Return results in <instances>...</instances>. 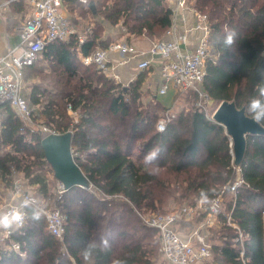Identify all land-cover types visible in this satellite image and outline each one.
<instances>
[{"label":"trees","instance_id":"obj_1","mask_svg":"<svg viewBox=\"0 0 264 264\" xmlns=\"http://www.w3.org/2000/svg\"><path fill=\"white\" fill-rule=\"evenodd\" d=\"M94 2L95 11L80 0H64L72 24L87 19L96 23L67 40L48 41L34 62L25 66L27 95L23 90L33 107L34 122L57 133L72 132L74 157L88 185H74L57 196L53 189L58 179L50 176L53 168L41 145V128L26 124L9 102L1 104L0 205L22 177L41 199L59 207L66 220L63 236L57 238L49 232L43 214L38 222L30 218L36 208L31 205L23 227L1 244L0 264H86L81 249L102 237L109 249L99 251L88 264H155L151 255L160 250L158 229L148 225L142 214L168 213L186 202L197 204L202 190L208 193L206 207L215 196L231 195L218 215L220 242L214 243L205 264H243V248L249 264H264V135L249 136L238 168L225 126L195 105L197 92L178 91L176 101L183 95L195 102L172 116L171 107L163 105L155 92L146 104L143 101L149 68L124 84L106 76L96 63H85L82 56L108 48L113 41L103 35L105 22L157 41L165 38L173 21L166 0ZM190 2L208 16L203 89L217 106L228 100L246 107L254 86L264 80V0ZM233 29L236 43L225 50L216 40ZM161 117L170 118L163 131L157 127ZM153 148L160 149L155 169L144 163ZM240 177L246 184L234 193L230 187ZM191 220L181 224L190 225ZM239 230L245 235L244 247ZM160 256L164 264L161 252Z\"/></svg>","mask_w":264,"mask_h":264},{"label":"built area","instance_id":"obj_2","mask_svg":"<svg viewBox=\"0 0 264 264\" xmlns=\"http://www.w3.org/2000/svg\"><path fill=\"white\" fill-rule=\"evenodd\" d=\"M21 0H4L0 3V9ZM33 7V11L24 17L18 26L20 44L10 48L8 52L0 56V105L9 102L19 115L26 121L36 124L33 118V107L23 94L24 68L30 65L38 57L48 41L54 39L67 40L77 32L63 9L64 0H27ZM89 4L91 0H80ZM172 10V24L166 31L165 38L154 41L148 50L151 58L139 61L138 67L143 70L151 66L154 58L159 60V72L161 83L159 94L168 92L170 86L177 91L194 90L199 96L197 106L201 108L203 100H211L203 89V80L206 75V61L209 56V25L206 13L197 10L190 0H166ZM190 10L196 23L193 26L200 32L195 42H191L190 29L182 23H177L178 17L183 16L184 11ZM83 38L81 37L80 40ZM118 50L123 55H144L145 51L138 50L128 41H112L108 48H98L90 55L82 56L85 63H96L105 73L109 70V51ZM118 78V75L115 74ZM174 116L175 113L171 112ZM212 118V116H211ZM169 117H162L157 124L159 130L166 128ZM39 126V125H38ZM45 135L57 133L50 127L39 126ZM239 168V167H238ZM239 170V169H238ZM245 183L243 178H237L230 187L236 193L238 188ZM54 192L61 197L66 190L64 183L57 181ZM27 199L30 205H34L45 216L47 228L57 238H62L65 229L66 215L62 210L50 205L45 199H41L32 188L22 179L17 178L15 188L10 199L4 198L0 210H9L18 206ZM223 196L212 198L208 207L201 203V199L194 205H183L179 209L168 213L154 212L142 214L145 222L158 229L160 238V252L164 258V264H205L212 256L213 241L207 234V229L218 220L222 211ZM26 218H28V211ZM204 211V220L200 225L185 235L180 229L182 220H191ZM231 222V215H227ZM23 224V225H24ZM23 227V226H22ZM237 227V226H236ZM21 228V227H18ZM0 230V246L17 230ZM238 239L244 247L245 235L239 230ZM15 249H20L18 243L13 244ZM243 264H249L250 259L245 256V249L241 250Z\"/></svg>","mask_w":264,"mask_h":264},{"label":"crops","instance_id":"obj_3","mask_svg":"<svg viewBox=\"0 0 264 264\" xmlns=\"http://www.w3.org/2000/svg\"><path fill=\"white\" fill-rule=\"evenodd\" d=\"M3 1L4 0H0V3ZM32 11L33 7L27 0L14 2L11 5L4 6L0 9V56L8 52L10 48L19 46L20 36L18 26L22 19L31 14ZM65 13L68 16V13ZM183 16L184 18L182 16L178 17L177 23H182L190 29V40L191 42H195L200 35V32L193 28L196 23V19L190 10L184 11ZM126 41L130 42L138 50L145 51L146 53L144 55H123L118 50L109 51V70H112L111 72H113V74H117L118 81L124 84L135 80L139 75L141 69L138 67V63L140 60L144 58H151L148 50L152 45V38L148 36H137L136 38ZM160 83L161 76L159 72V60L158 58H154L151 66L149 67L148 79L144 83L143 89L144 91H147L151 88L154 89V94L157 95L162 104L167 107H171L176 101L175 96L178 91L174 86L171 85L167 93L159 94L158 88ZM11 196L12 192L10 194L8 193L6 197L7 199H10ZM180 228L182 229V227ZM181 231L183 234L187 235L183 230Z\"/></svg>","mask_w":264,"mask_h":264},{"label":"water","instance_id":"obj_4","mask_svg":"<svg viewBox=\"0 0 264 264\" xmlns=\"http://www.w3.org/2000/svg\"><path fill=\"white\" fill-rule=\"evenodd\" d=\"M89 6L95 11L94 0L90 1ZM245 108L238 107L234 101L224 100L219 103L212 116L213 120L226 128L237 167L242 164L249 136L264 135V127L258 126L246 116ZM41 145L55 177L64 183L66 189L74 185H88V178L74 157L71 131L45 135Z\"/></svg>","mask_w":264,"mask_h":264},{"label":"clouds","instance_id":"obj_5","mask_svg":"<svg viewBox=\"0 0 264 264\" xmlns=\"http://www.w3.org/2000/svg\"><path fill=\"white\" fill-rule=\"evenodd\" d=\"M236 31L229 30L223 37H218L216 43L225 50H230L236 43ZM245 115L248 116L255 124L264 127V80L256 83L253 94L249 97L245 108ZM163 131V129H161ZM159 148H153L144 157L146 166L154 169L157 167L156 161L159 157ZM201 203L208 202V193L201 191ZM30 202L25 199L18 206L9 210H0V230H13L22 227L26 218V209L30 208ZM41 210L33 208L31 219L38 222L41 219ZM110 245L107 238H101L99 241L90 240L82 249L81 255L83 260L88 264L98 254L99 251H107Z\"/></svg>","mask_w":264,"mask_h":264},{"label":"rangeland","instance_id":"obj_6","mask_svg":"<svg viewBox=\"0 0 264 264\" xmlns=\"http://www.w3.org/2000/svg\"><path fill=\"white\" fill-rule=\"evenodd\" d=\"M65 7V6H64ZM63 7L64 11L67 12L65 10V8ZM68 17L71 21V24H72V21H73V17L71 18V15L68 14ZM96 22L95 21H91L89 22L88 19L86 21L83 20V22H80L79 24L77 25H74L72 24L77 30H79L80 33H84L87 29H89L90 27L94 26ZM102 29V28H101ZM103 35L104 36H112L113 38V41L114 40H120V41H126V40H129V39H132V38H136L137 36H146L144 34L142 35H131L127 32V28L123 25H119V26H111V24L109 22H105V25H104V28H103ZM154 41H152L153 43ZM104 74L108 77H111V78H114L113 80L118 81V78L115 76V74H113V72L111 71H108L107 73L104 72ZM23 90H24V93L25 95H27L26 91L28 92L29 88H28V85H26L24 83V87H23ZM154 92V89H148L147 91H145L143 93V101L144 103L146 104L149 100H151V98L153 97L152 93ZM194 98L190 97V99L188 98H185L183 95L181 98H179L170 108V112H179L180 110H185L187 111L188 109H190L192 106H193V103L195 101H193ZM197 102L199 103V98L197 100ZM197 102H195V105L197 106ZM217 108V103L213 100H203L202 102V106H201V109H203L208 115L210 116H213V111H215V109ZM160 113H162L160 111ZM78 114H74V116H77ZM162 118V117H161ZM160 118V119H161ZM36 123V122H35ZM26 124H30V126L34 129H39V126L38 124L36 123L35 125L30 123V122H26ZM21 176V175H19ZM50 176H52L53 178L54 177V172L53 170H51V173H50ZM18 178H22V177H18ZM231 198V195L228 194V195H225L224 198H223V202H222V205H221V210H224L225 208V200H229ZM4 202V201H2ZM1 202V203H2ZM183 205H188L187 202L184 203ZM170 208H173V207H170ZM203 212V211H202ZM206 215V214H205ZM205 216L202 217L201 216H197L195 218H193L191 220V224L188 225V224H184V222L181 225L182 227V230L186 233V234H189L193 229L197 228L200 223L204 220ZM234 226V228L237 226L235 224H232ZM221 224L219 223V220H217L214 225L210 228L207 229V234H209V238L213 241V243H216V242H220L218 239L219 237L217 236L218 233L217 231L219 229H221ZM152 259L154 260V263L155 264H160L161 262V256H160V250H159V247L156 248V250L153 252V254L151 255Z\"/></svg>","mask_w":264,"mask_h":264}]
</instances>
